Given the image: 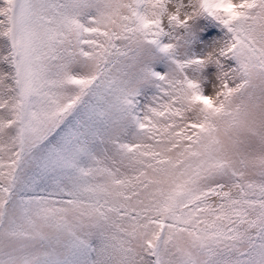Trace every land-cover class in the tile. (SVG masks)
Instances as JSON below:
<instances>
[{"label":"snow or ice","instance_id":"snow-or-ice-1","mask_svg":"<svg viewBox=\"0 0 264 264\" xmlns=\"http://www.w3.org/2000/svg\"><path fill=\"white\" fill-rule=\"evenodd\" d=\"M0 264H264V0H0Z\"/></svg>","mask_w":264,"mask_h":264},{"label":"rangeland","instance_id":"rangeland-1","mask_svg":"<svg viewBox=\"0 0 264 264\" xmlns=\"http://www.w3.org/2000/svg\"><path fill=\"white\" fill-rule=\"evenodd\" d=\"M194 31L196 32V40L194 41L192 48L194 51L201 52L206 44H210L211 41L207 40L206 34L220 33L222 29L219 28L213 21L207 18H199L193 25ZM216 37L214 36L213 39Z\"/></svg>","mask_w":264,"mask_h":264}]
</instances>
